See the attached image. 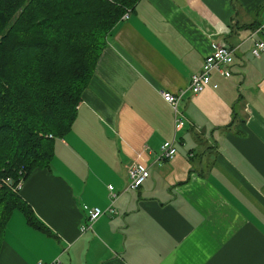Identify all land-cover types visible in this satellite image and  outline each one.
Listing matches in <instances>:
<instances>
[{
    "label": "crops",
    "instance_id": "1",
    "mask_svg": "<svg viewBox=\"0 0 264 264\" xmlns=\"http://www.w3.org/2000/svg\"><path fill=\"white\" fill-rule=\"evenodd\" d=\"M264 0H139L108 38L70 130L21 198L0 264H264V54H252ZM212 43L236 49L231 75L189 90ZM217 86V87H215ZM160 92L183 93L186 125ZM175 140L177 155L161 160ZM150 176L125 191L128 168ZM115 212L92 230L84 205ZM20 213V214H17ZM22 215V216H21Z\"/></svg>",
    "mask_w": 264,
    "mask_h": 264
},
{
    "label": "trees",
    "instance_id": "2",
    "mask_svg": "<svg viewBox=\"0 0 264 264\" xmlns=\"http://www.w3.org/2000/svg\"><path fill=\"white\" fill-rule=\"evenodd\" d=\"M138 1L0 0V250L15 211L44 228L2 180L50 167L110 34Z\"/></svg>",
    "mask_w": 264,
    "mask_h": 264
},
{
    "label": "built area",
    "instance_id": "3",
    "mask_svg": "<svg viewBox=\"0 0 264 264\" xmlns=\"http://www.w3.org/2000/svg\"><path fill=\"white\" fill-rule=\"evenodd\" d=\"M131 10L123 16V19H128ZM252 36L257 37L252 54L255 58L260 59L264 54V24L258 26L252 33ZM212 51L206 57L202 71L199 74L192 76L190 81L189 90L192 94H200L211 84V74L218 72L224 77L231 75V67L234 64V58L236 49L228 46L226 43H212ZM217 87V86H215ZM160 95L167 102L174 111L175 130L179 131L186 125V118L179 111V103L182 99L183 93L173 95L168 92H160ZM49 138H54L53 135H49ZM178 153L175 140H168L161 146L160 159L172 160ZM148 166L141 164L133 165L128 168L129 184L125 191L137 190L143 183L149 178ZM3 184L10 187L14 192L19 193L24 185V176L14 182L11 178L2 180ZM110 205L107 209H101L99 207H89L84 205V210L88 213V224L82 227V231H88L93 229L94 223L107 213L113 214L115 212L113 205L120 197V193L115 190L113 185H108ZM37 264H61V259L56 258L50 263L39 261Z\"/></svg>",
    "mask_w": 264,
    "mask_h": 264
},
{
    "label": "rangeland",
    "instance_id": "4",
    "mask_svg": "<svg viewBox=\"0 0 264 264\" xmlns=\"http://www.w3.org/2000/svg\"><path fill=\"white\" fill-rule=\"evenodd\" d=\"M17 214H20V213H17ZM22 216V215H21Z\"/></svg>",
    "mask_w": 264,
    "mask_h": 264
}]
</instances>
